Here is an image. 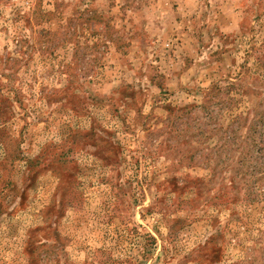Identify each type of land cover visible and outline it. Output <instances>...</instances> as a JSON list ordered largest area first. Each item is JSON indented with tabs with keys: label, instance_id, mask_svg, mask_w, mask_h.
<instances>
[{
	"label": "rangeland",
	"instance_id": "rangeland-1",
	"mask_svg": "<svg viewBox=\"0 0 264 264\" xmlns=\"http://www.w3.org/2000/svg\"><path fill=\"white\" fill-rule=\"evenodd\" d=\"M0 264H264V0H0Z\"/></svg>",
	"mask_w": 264,
	"mask_h": 264
}]
</instances>
